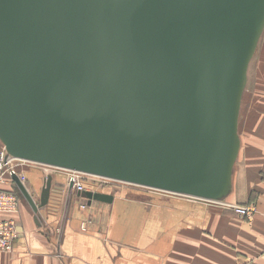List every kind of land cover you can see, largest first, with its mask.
Instances as JSON below:
<instances>
[{
  "label": "water",
  "instance_id": "water-1",
  "mask_svg": "<svg viewBox=\"0 0 264 264\" xmlns=\"http://www.w3.org/2000/svg\"><path fill=\"white\" fill-rule=\"evenodd\" d=\"M263 32L264 0H0V139L28 161L224 200ZM13 178L39 216L53 175L39 203Z\"/></svg>",
  "mask_w": 264,
  "mask_h": 264
},
{
  "label": "crops",
  "instance_id": "crops-1",
  "mask_svg": "<svg viewBox=\"0 0 264 264\" xmlns=\"http://www.w3.org/2000/svg\"><path fill=\"white\" fill-rule=\"evenodd\" d=\"M259 94L245 115L232 191L225 199L256 204L252 219L203 199L150 188L87 186L84 190L113 195L112 201L89 203L55 174L50 199L37 216L8 177L3 185L18 191L23 203L14 248L0 253V264H264V91ZM4 147L0 139V150ZM22 171L39 203L48 173L32 164Z\"/></svg>",
  "mask_w": 264,
  "mask_h": 264
},
{
  "label": "built area",
  "instance_id": "built-area-1",
  "mask_svg": "<svg viewBox=\"0 0 264 264\" xmlns=\"http://www.w3.org/2000/svg\"><path fill=\"white\" fill-rule=\"evenodd\" d=\"M30 164L41 166L46 172L55 169L67 170L69 171V173L67 172L68 183H72L73 187L78 191L87 189L83 183L81 174L88 173L21 159L11 155L4 147L0 150V214L7 216L0 218V253L12 252L14 248V241L19 233L18 222L23 203V197L18 191L6 188L3 184L7 181L8 177L12 179L14 174H18L20 179L24 181L26 176L23 171H20V166ZM105 180H111V178ZM203 200L232 209L236 213L249 218H251L255 212V205L253 204H240L238 202H230L227 200Z\"/></svg>",
  "mask_w": 264,
  "mask_h": 264
},
{
  "label": "rangeland",
  "instance_id": "rangeland-1",
  "mask_svg": "<svg viewBox=\"0 0 264 264\" xmlns=\"http://www.w3.org/2000/svg\"><path fill=\"white\" fill-rule=\"evenodd\" d=\"M263 35H264V32L262 34V37H263ZM262 37H261V39H262ZM261 39H260L259 44L257 46L254 57L252 58L250 65H249L248 81H247V84H246V87L244 90L242 105H241V112H240V121H239L240 135H241L242 130H243V122L245 120V115L247 113L248 107H250V104L254 101L259 102V98H260L259 91H264V76H260V74H259L260 55H262L261 49L263 46V39L262 40ZM263 60H264V55H263ZM24 166L25 165L20 166V171H22V168ZM39 167H41V166H39ZM67 172L69 173V171H67V170L55 169V170H50L47 173L48 174L49 173L55 174V175L60 176V177H64L68 181ZM81 178L83 179V183L86 186V188H87V186H90V187L95 186V187L104 188V189H112V188H116L117 186L123 187V188H131V187L147 188V187L138 186L136 184H132V183H128V182H124V181H120V180H112V179L111 180H105V179H102L98 176H92L90 174H81ZM92 189H94V188H92ZM150 189H154V188H150ZM253 205H255L254 206L255 207L254 214H255L257 211V207H256V204H253ZM244 217L247 219H252V217L251 218L246 217V216H244Z\"/></svg>",
  "mask_w": 264,
  "mask_h": 264
},
{
  "label": "bare ground",
  "instance_id": "bare-ground-1",
  "mask_svg": "<svg viewBox=\"0 0 264 264\" xmlns=\"http://www.w3.org/2000/svg\"><path fill=\"white\" fill-rule=\"evenodd\" d=\"M92 176H98V177H101V178H105V179H109L108 177H105V176H100V175H94V174H91ZM137 185V184H136ZM138 186H143V187H147V188H152V187H149V186H144V185H140L138 184ZM156 189V188H154ZM157 190H160V189H157Z\"/></svg>",
  "mask_w": 264,
  "mask_h": 264
}]
</instances>
